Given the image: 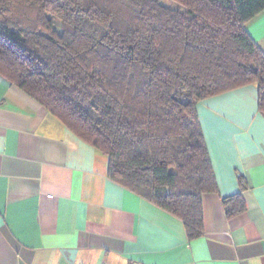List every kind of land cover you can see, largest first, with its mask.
Here are the masks:
<instances>
[{
    "label": "trees",
    "instance_id": "trees-1",
    "mask_svg": "<svg viewBox=\"0 0 264 264\" xmlns=\"http://www.w3.org/2000/svg\"><path fill=\"white\" fill-rule=\"evenodd\" d=\"M264 0H0V74L108 158V175L204 233L218 182L201 100L248 84L264 111ZM240 177V181H241ZM227 216L246 209L223 197Z\"/></svg>",
    "mask_w": 264,
    "mask_h": 264
},
{
    "label": "crops",
    "instance_id": "crops-1",
    "mask_svg": "<svg viewBox=\"0 0 264 264\" xmlns=\"http://www.w3.org/2000/svg\"><path fill=\"white\" fill-rule=\"evenodd\" d=\"M246 28L264 51V10ZM216 179L204 233L115 181L108 158L0 74V264H264V111L248 84L197 104ZM240 177L241 181H240ZM246 209L227 216L223 197Z\"/></svg>",
    "mask_w": 264,
    "mask_h": 264
}]
</instances>
